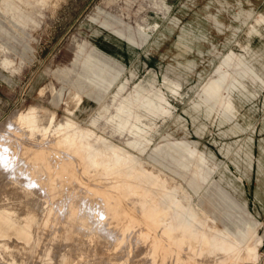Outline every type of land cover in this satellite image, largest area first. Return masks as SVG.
Segmentation results:
<instances>
[{"label": "rangeland", "instance_id": "rangeland-1", "mask_svg": "<svg viewBox=\"0 0 264 264\" xmlns=\"http://www.w3.org/2000/svg\"><path fill=\"white\" fill-rule=\"evenodd\" d=\"M212 89H221L218 97ZM229 95L235 114L225 118ZM146 96L154 107L142 105ZM36 104L40 123L52 114L55 123L68 118L90 131L102 157L114 158V152L100 137L119 147L126 161L119 162V173L99 176L94 168L83 170L72 146H46L35 136V152L45 155L26 160L25 170L49 176L43 179L48 195L37 190L33 197L28 242L0 240V264H43L41 253L51 243L49 264H59L60 253L77 250L75 240L84 234L73 227L67 232L65 219L75 223L83 212L99 231L96 240L112 243L120 232L107 216L110 224L113 217L130 223L128 264H180L189 251L180 255L168 236L178 233V205L209 214L232 232L247 234L251 223L258 225L262 242L252 263L264 264V0H0V134L10 131L13 112ZM126 170L141 183L130 200L129 181L122 182ZM113 177L121 194L113 190ZM139 195L164 207L165 225L148 223L149 205L141 208ZM47 213L59 225L54 241L42 227L51 222ZM95 245L81 264L104 263L101 243ZM156 245L157 261L150 262L144 253ZM72 253L69 264L77 258Z\"/></svg>", "mask_w": 264, "mask_h": 264}, {"label": "bare ground", "instance_id": "bare-ground-1", "mask_svg": "<svg viewBox=\"0 0 264 264\" xmlns=\"http://www.w3.org/2000/svg\"><path fill=\"white\" fill-rule=\"evenodd\" d=\"M248 32H249V35H251V31L249 29H248ZM255 50H256V53L259 54L256 48H255ZM240 62L242 65L243 61H240ZM245 66L246 65L244 64L243 67L245 68ZM246 69L247 70L249 69L248 66L246 67ZM124 86H125V83H121L120 89L123 88ZM220 91H221V89H212V92H214L215 96H217V97L219 96ZM142 92L143 91L140 88L136 87L134 89L135 97H138ZM142 105L143 106L148 105L149 107H154V100L150 96H146L144 99H142ZM226 106H228V107H226L225 118H228L229 115L235 114V110L233 109V101H232L231 96L228 99ZM40 109H41V106L36 104L34 106L29 107V109L25 112L20 111V110L13 112L11 117H10L11 118L10 119L11 125L9 127L10 131H8L7 133L3 132L5 134H2V133L0 134V240L1 241L3 239L16 238V239L21 240V241L26 243L31 239L30 224L36 215V210H35L36 207L35 206L37 203L33 199V197L37 194V192H38L37 190H40V192L43 195L47 194V192H48L47 186L43 185V183L45 182V180H43V179L47 180V179H49V176H45V175L43 176L40 174L35 176V175L31 174L29 171L25 170L26 165H27L26 160L27 161L30 160L34 155L36 157V154L41 159L44 158V155H45V154L39 153L40 154V156H39V154L37 152H35L34 145H33L34 143H32L33 142L32 140L35 138V136L38 135L40 137V139H42V140L45 139L44 141L48 143V145H46V146H49V145H51V143H55V142L56 143L62 142L63 146H67V147L72 146L73 150H74V154L76 155V157L78 158V161L83 166V170L85 172L89 171L90 173H92L90 170L94 168L97 171V174H99V176L102 175V176L106 177V176L112 175L111 173H119L121 171L120 170L121 166H120L119 162L120 161H122V162L126 161L124 156L121 153L117 152L119 147H117L115 144H113L111 142H108V144H107L105 139L100 137L99 141L105 145L106 150H113V152H114V158L108 159V158L102 157L100 146H97L96 144H94L93 140L90 138V135H91L90 131L87 129L81 128L80 126H78L76 123H74L72 120H70L68 118L65 119L64 121H59V122L55 123L52 121L54 118V115L52 114V115H50V117H48L46 124L40 123V117H39ZM8 125H6V126H8ZM0 128H1V126H0ZM7 129H8V127H7ZM14 131L20 132L21 137L15 136L17 134L14 135V133H13ZM46 139H48V140H46ZM131 144L132 143H130V145ZM23 148L26 149V152L23 154H19V150H22ZM119 150H121V149L119 148ZM58 151H60V150H58ZM80 151H82V152H80ZM64 153H66V152H64ZM49 154L46 155L45 159L50 157ZM68 155L70 156V154H68ZM53 157H56V156H53ZM51 160L53 161V159H51ZM38 163H39V161H38ZM34 164H35V162H34ZM27 169H28V167H27ZM68 170H69V168H68ZM75 170H77V169H75ZM96 171H94V173ZM140 172H141V174L143 173V171H140ZM37 173H39V172H37ZM76 173H78V172H76ZM130 174H131L130 171L126 170L124 177L122 178V182H125L126 180L129 181V185L127 186V188L125 190L126 200H130V199L134 198L135 192L137 191V189L139 188V186L141 184L140 182H136V180L131 179ZM76 176H78V175H76ZM91 177H93V176H91ZM148 177L152 178L151 175H148ZM93 178H96V177L94 176ZM113 178H114V182H111V183H113V185H112L114 187L113 190H115V192L117 194H121L122 191L120 189L118 179L115 177H113ZM73 181L74 180H72V182ZM92 182L93 181H91V183ZM74 187H75V184H74ZM65 188H67V186ZM65 188H63V190ZM68 188H70V187H68ZM81 188L83 189V187H81ZM68 191H70V190H68ZM72 191H74V190H71V192ZM54 192H56V191L54 190ZM79 194H80V192H79ZM74 195H75V193H74ZM60 196L61 195H59V197ZM76 196H79V195L77 194ZM85 196H86V194H85ZM49 197H52V196L50 195ZM89 197H92V196L89 195ZM128 197L130 199H127ZM139 197H140L139 198L140 201L138 202V204L141 208H144L145 206L147 207V205H149L148 210H147L148 215H149V218H148L149 222L148 223L150 225H153V226L165 225V221H163V220H164V217L167 216V212L164 209V207H162V205H160V204L149 202V200L147 198H145V196H143V195H141V196L139 195ZM31 198L33 199V202L35 201L34 203H32ZM53 198H54V196H53ZM78 199H79V197H78ZM47 200H49V199H47ZM93 201H95V200H93ZM93 201H92V203H93ZM55 203L59 204L56 201H55ZM61 203H63V201ZM80 203H82V202L80 201ZM80 203L77 205L79 206ZM101 203H103V202H101ZM125 203L127 204V202H125ZM47 204H48V201L44 200V206L45 207ZM99 204H100V202H99ZM77 205H73V206H77ZM31 206H34V207L32 208ZM104 206L103 207L100 206V207H102L104 209ZM58 208H59V206H58ZM107 210L108 209H106L105 212H107ZM135 211H137V210H135ZM38 212L39 211H37V213ZM44 213H46V212H44ZM59 213H58V215H59ZM77 213H79V212H77ZM176 213H177L176 216L178 217L177 223H176V225L178 226V233L177 234H168V236L175 238L174 239L175 240V247L178 248V253L180 255L185 250L187 252L189 251V253L186 252L187 254L183 255V256H185L184 257L185 260L183 262H181L180 264H188L189 262H191V264H237L240 261H245L247 264H253L252 260L257 259L258 245H260L262 242L261 237L257 235V226L258 225L251 223L252 228L249 229V232L247 234H240L237 232H232L220 224L219 225L216 224L217 221L215 220V218L209 214L207 215V217L198 216L196 214V212L190 206H189V209H182L178 205V208H176ZM38 214H41V213H38ZM50 214L47 213L46 219L51 220V218H53V215L51 214L52 215V217H51ZM79 214H81V213H79ZM131 215H133V214H131ZM71 216L72 215H70V217ZM64 217H66V216H64ZM199 217L201 219L205 220L204 223H200V221L199 222L197 221V219ZM44 218H45V216H44ZM38 219H39V217H38ZM75 219H76V216H75ZM107 219H108V221H107ZM112 219L113 220H110L112 224H110L109 223V217L108 216L106 217V221L108 222L109 226H111V225L118 226L119 231H120L118 233V235L116 234L117 236H116L115 240L113 241L115 243V245L113 242H112L113 244L110 243L111 241L108 242L104 239H102V241L95 239L98 236L99 231L93 227V225L91 224V221L88 218L86 212H83L81 216L77 215V220L75 223L72 222V218H69L67 220L65 219V221L67 222V225L66 226L60 225V226L65 228V230L67 232H69L71 230V229L69 230V227H73L74 228V229L72 228L73 231L83 232L84 234L82 235V237H79V238H76V235H75L76 232L73 234V235H75V238H76L75 241L76 242L78 241V243H77L78 246L76 247L78 249L76 250L74 248V251H72V250L69 251L67 249L66 250L64 249V252L60 251L61 253L59 255V264H69L66 257H67V255H71L72 252L76 255L77 258H75V259L73 258L75 261L73 259H71L74 261L71 264L84 263V259H82L83 254H85V256H87L92 251H94L93 248L94 247L96 248V245L93 246L95 241H97V243L100 242L101 246H102V251H101L102 253L101 254L99 253V255L103 256V258L106 257V260H103L101 258L103 260L102 262H104L102 264H128L127 262H128L130 255H131L130 254V252H131L130 251V243H127L128 238L130 237L129 235H131V230L128 228L130 223L126 220H122L121 222H120V220L116 221L114 219V217ZM37 221L39 222V220H37ZM42 221H43V219H42ZM220 223H221V221H220ZM43 224L44 225L42 227H44L45 229L52 232L51 233V236H52L51 240L54 241V239L58 235L56 228H57V226H59L56 223V220L52 219L51 222H45V223L43 222ZM168 224L169 225H175L172 222H170ZM97 225H99V223ZM39 226H41V223ZM120 228H122V229H120ZM62 229H61V231H62ZM42 230H44V229H42ZM31 232H33V231H31ZM62 233H64V230ZM42 234H43V231H42ZM44 234H46V232ZM66 236L69 238L68 235H66ZM108 236H109V234H108ZM67 237H64L63 241L67 240L66 239ZM45 240H48V239L45 238ZM111 240H112V238H111ZM107 242L109 244H107ZM7 243H9V240ZM74 244H76V243H74ZM145 244H146V242H145ZM52 246H53V244L51 243V245H47L43 249V251L41 253V256H42L41 259L43 260L42 261L43 264H49L53 260L54 257L51 255V251L53 250ZM86 246H91L90 250L88 249L89 251L87 253H86V250H87ZM121 247L125 248V250L121 249V250H123L122 252L124 255L119 254ZM51 248H52V250H51ZM157 248L158 247L156 245V246H154V250L151 253H148L149 250H147L148 252L146 251L148 254L144 253L145 257L146 258L148 257L150 259V262H153L157 259L156 258ZM183 249H184V251H183ZM179 250L180 251L182 250L183 252L181 253ZM4 252L5 251L3 250V253ZM37 252H41V251H37ZM142 252H144V251H142ZM0 253H2V252H0ZM37 256H40V253ZM101 256H99V258ZM2 258H3V256H2ZM5 258L7 259V257H5ZM15 258H16V256H15ZM181 258H182V256H181ZM16 259H18V257ZM37 259H38V257H37ZM171 259H173V257ZM137 261H140V260H137ZM2 262H4V261H2ZM100 262H101V260H100ZM162 262H164V261H161V263ZM164 264H166V260H165Z\"/></svg>", "mask_w": 264, "mask_h": 264}, {"label": "crops", "instance_id": "crops-1", "mask_svg": "<svg viewBox=\"0 0 264 264\" xmlns=\"http://www.w3.org/2000/svg\"><path fill=\"white\" fill-rule=\"evenodd\" d=\"M260 144H264L263 142H262V140L260 139ZM262 240V239H261Z\"/></svg>", "mask_w": 264, "mask_h": 264}]
</instances>
